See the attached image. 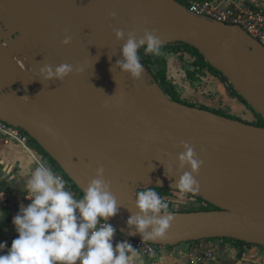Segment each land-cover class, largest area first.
<instances>
[{
	"label": "water",
	"instance_id": "1",
	"mask_svg": "<svg viewBox=\"0 0 264 264\" xmlns=\"http://www.w3.org/2000/svg\"><path fill=\"white\" fill-rule=\"evenodd\" d=\"M0 11L39 74L45 64L74 68L61 81L41 75L36 81L3 54L1 40L10 37L0 38V120L34 140L82 194L103 168L118 203L108 223L142 240L127 226L136 189L180 191L175 183L189 169H180L177 158L187 143L202 164L194 176L198 187L184 193L215 210L168 212L174 220L165 236L144 241L175 247L226 239L264 248V127L172 100L142 64L141 77L133 80L115 66L125 41L114 33L122 30L126 39L134 32L139 39L149 31L160 48L192 46L264 120V48L258 42L175 0H0ZM66 37L71 43L63 46ZM30 98L48 113L52 128L30 115Z\"/></svg>",
	"mask_w": 264,
	"mask_h": 264
},
{
	"label": "clouds",
	"instance_id": "2",
	"mask_svg": "<svg viewBox=\"0 0 264 264\" xmlns=\"http://www.w3.org/2000/svg\"><path fill=\"white\" fill-rule=\"evenodd\" d=\"M110 14V18L115 17ZM117 41H125L121 48V59L116 67L133 80L142 75L138 51L145 55L160 52L161 40L155 32L146 31L137 39L134 32L116 30ZM71 43V37L62 41ZM80 69L76 68L75 71ZM74 72L71 64H60L53 68L45 64L40 75L47 81H61ZM115 95V94H114ZM178 156L180 169L187 167L175 183L181 192L198 187L194 176L202 161H199L189 144H183ZM4 192H0V201ZM21 210L13 217L12 224L17 233L11 247L5 253L6 242L0 243V264H137L138 250L128 240L113 246L116 230L107 221L118 213V203L111 192L110 182L104 179V169L98 168L81 197L77 198L65 186V181L43 166L31 172L26 183ZM136 211L127 220L130 235L139 234L145 239L165 236L174 216L167 212L168 204L156 191L144 189L136 193ZM0 216L5 218L4 212ZM151 229L150 232L146 231Z\"/></svg>",
	"mask_w": 264,
	"mask_h": 264
},
{
	"label": "crops",
	"instance_id": "3",
	"mask_svg": "<svg viewBox=\"0 0 264 264\" xmlns=\"http://www.w3.org/2000/svg\"><path fill=\"white\" fill-rule=\"evenodd\" d=\"M214 2L220 8L240 7L243 5L258 7L264 10V0H202ZM200 77L203 80L202 87L199 90H193L184 84V93L177 88L174 89L179 98V103H183L193 107H201L204 110L222 111L239 120L249 124H255L258 121L256 113L245 105L238 97L230 95L227 84L222 77L211 71L209 68L203 71ZM189 83H195V80H188ZM193 81V82H192ZM46 162L47 156L32 141L25 142L21 139L10 137L4 133H0V165L6 170L10 181L17 183L22 192V204L27 205L29 201L24 199L26 194V183L31 172L39 167V162ZM58 172H60L58 170ZM68 190H70L77 198L82 193L68 180ZM21 204V205H22ZM21 205L18 207L21 210ZM181 212L182 211H178ZM11 226H13L12 221ZM234 242V241H233ZM195 243H185L180 245V249L184 250V257H174L167 260L168 264H191L186 258L187 250ZM203 245H208L217 253L216 264H264V254L260 247L237 246L231 247L230 241L226 239H218L215 241H203ZM9 247V246H7ZM10 248V247H9ZM177 250V249H176ZM5 252V251H4ZM6 253V252H5ZM177 256V255H176ZM137 262L145 264L142 257L138 255Z\"/></svg>",
	"mask_w": 264,
	"mask_h": 264
},
{
	"label": "rangeland",
	"instance_id": "4",
	"mask_svg": "<svg viewBox=\"0 0 264 264\" xmlns=\"http://www.w3.org/2000/svg\"><path fill=\"white\" fill-rule=\"evenodd\" d=\"M8 37H10L8 40L2 39L1 44H11V46H14L16 43V35L14 32H11ZM194 49L195 48L192 46L175 44V46L169 47L157 54V63L159 64L160 61L162 62L161 65H163V69L167 74L168 82L163 86L158 83L163 91L168 92V89L174 90L177 88L179 91L184 93V84L188 85L193 90H199V88L202 87L203 80L200 77L204 74L203 71L208 69V62L204 60ZM19 55L23 56L22 54ZM188 80H195V83H189ZM229 84H227V86L229 92L231 93L232 91ZM25 99L27 100V97ZM250 109L252 108L250 107ZM223 114L230 118H234L226 113ZM256 123L264 126V120L261 118H258ZM47 160L50 164H52L49 157H47ZM5 172L6 170H4V167L0 165V192H4V198L0 201V211H3L5 215L4 220L3 216H0V243L6 242V244H11L12 241L17 238V233L14 227L11 226L10 220L12 221L13 217L20 211L18 207L22 204L23 192L17 183L10 181ZM152 190L156 191L162 201L168 204L167 211L192 213L200 209H205V202L193 194L170 189ZM139 191L141 190L136 189V193ZM229 241L231 247L239 246L237 242H233L231 240ZM183 245H185V243H183ZM260 248L264 249L263 247ZM262 254H264V251H262Z\"/></svg>",
	"mask_w": 264,
	"mask_h": 264
},
{
	"label": "built area",
	"instance_id": "5",
	"mask_svg": "<svg viewBox=\"0 0 264 264\" xmlns=\"http://www.w3.org/2000/svg\"><path fill=\"white\" fill-rule=\"evenodd\" d=\"M181 6L190 12L217 21L222 24L237 26L243 29L253 40L258 42L264 48V10L258 7L243 5L240 7L220 8L214 2L202 0H175ZM0 133H4L10 137L21 139L25 142L31 141L30 137L21 129L11 126L10 124L0 120ZM39 167L43 166L50 169L57 176H60L65 181V186L68 188V179L52 164L48 162H39ZM205 203V209L198 211L215 210L209 208ZM195 211V212H198ZM172 212V211H169ZM178 212V211H173ZM115 229V228H114ZM116 230V229H115ZM128 240L134 249L138 250V255L143 258L145 264H168L167 260L174 257H184V250L180 249V245L175 247L155 245L142 240L128 237L118 230L113 238V246L116 243ZM210 241V240H204ZM203 241L194 242L186 252V258L191 264H216L217 253L214 248L203 245ZM193 243V242H192ZM254 247L248 245V247ZM177 249V250H176ZM177 255V256H176ZM137 264H139L137 262Z\"/></svg>",
	"mask_w": 264,
	"mask_h": 264
},
{
	"label": "bare ground",
	"instance_id": "6",
	"mask_svg": "<svg viewBox=\"0 0 264 264\" xmlns=\"http://www.w3.org/2000/svg\"><path fill=\"white\" fill-rule=\"evenodd\" d=\"M13 32L3 13L0 11V38H7ZM3 54L10 60L16 69L25 76L31 77L36 81H40V74L36 63L34 62L29 48L25 46L4 45ZM22 54L23 56H20ZM30 115L52 128L48 113L43 110L34 99L28 100Z\"/></svg>",
	"mask_w": 264,
	"mask_h": 264
},
{
	"label": "trees",
	"instance_id": "7",
	"mask_svg": "<svg viewBox=\"0 0 264 264\" xmlns=\"http://www.w3.org/2000/svg\"><path fill=\"white\" fill-rule=\"evenodd\" d=\"M178 45H184V46H188V45H185V44H181V43H177ZM175 46V44H172V45H168L166 47H163V48H160V52L161 51H164L165 49L169 48V47H173ZM203 59L204 57L196 50L194 49ZM138 56H139V60H140V63L147 69L148 73L151 75V77L156 81L158 82L161 86H163L164 84H166L168 81H167V74H166V71L163 69V65H161V61L159 62V64L157 63V54L156 55H152V54H149V55H145L144 54V50L141 48L139 51H138ZM205 60V59H204ZM164 63L166 64V62L164 61ZM208 65V68L219 74L223 81L226 83V84H229V82L227 81V79H225L218 71H216L213 67H211L209 64ZM230 85V84H229ZM231 87V93L230 95L233 96V97H238L245 105H247L248 107H250L238 94L237 92L232 88V86L230 85ZM169 91L166 92L164 91L172 100L176 101V102H180L179 101V98L177 96V94L175 93L174 90H171V89H168ZM197 108H201V107H197ZM213 112H215L216 114H219V115H222V116H226L228 117L227 115L223 114L222 111H217V110H214ZM258 116V118H261L258 114H256ZM230 118V117H229ZM234 119H237L234 117ZM262 119V118H261ZM263 120V119H262ZM252 125H255V126H258V127H264L263 125H259L258 123H255V124H252ZM30 140L32 142H34L39 148L40 146L30 138ZM41 149V148H40ZM42 150V149H41ZM43 151V150H42ZM43 153L45 154V156L49 157L50 158V161L52 162V164L56 167V169H58L60 171V173H62L74 186L75 184L66 176V174L61 170V168L58 166V164L46 153L43 151ZM76 187V186H75ZM77 188V187H76ZM78 189V188H77ZM78 191H80L78 189ZM209 208H212L211 205L209 204H206ZM169 212V211H167ZM232 241V240H231ZM236 242V241H234ZM237 244L241 247H244V246H248V244L246 243H242V242H237ZM7 246L11 247V244H7Z\"/></svg>",
	"mask_w": 264,
	"mask_h": 264
}]
</instances>
